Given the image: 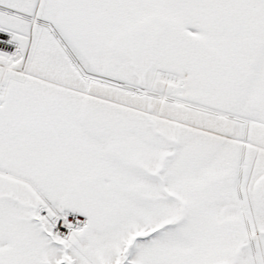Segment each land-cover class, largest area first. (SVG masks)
Wrapping results in <instances>:
<instances>
[{"label":"snow or ice","instance_id":"6c2138e0","mask_svg":"<svg viewBox=\"0 0 264 264\" xmlns=\"http://www.w3.org/2000/svg\"><path fill=\"white\" fill-rule=\"evenodd\" d=\"M0 264H264V0H0Z\"/></svg>","mask_w":264,"mask_h":264}]
</instances>
